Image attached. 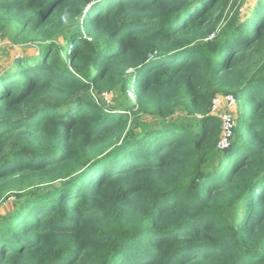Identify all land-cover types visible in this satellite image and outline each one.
Listing matches in <instances>:
<instances>
[{
  "label": "trees",
  "instance_id": "trees-1",
  "mask_svg": "<svg viewBox=\"0 0 264 264\" xmlns=\"http://www.w3.org/2000/svg\"><path fill=\"white\" fill-rule=\"evenodd\" d=\"M246 1L0 0L23 50L0 72V264H264V0Z\"/></svg>",
  "mask_w": 264,
  "mask_h": 264
},
{
  "label": "rangeland",
  "instance_id": "rangeland-1",
  "mask_svg": "<svg viewBox=\"0 0 264 264\" xmlns=\"http://www.w3.org/2000/svg\"><path fill=\"white\" fill-rule=\"evenodd\" d=\"M253 1L255 0H247L245 2L244 7L242 9L243 13H245L248 10L249 4H251ZM22 52H23L22 47L17 46L14 42L9 40L7 34L0 35V72L4 70L11 62H13L15 58L18 57L19 54H21ZM130 97H132V95H130ZM104 100L110 105H114L117 103H122L123 105H126L127 103V98H124L121 94H115V93L105 94ZM224 105H225L224 101L220 104V106L218 104L219 107L217 106L215 110L216 114L222 117L224 116V114L228 113L229 116L233 118L232 116L233 114L230 112V110H226V106L224 107ZM230 136H232V134ZM11 200H14L13 196L11 198H6V201L4 199L2 200V202L0 203V213L3 210H8L13 207L11 204Z\"/></svg>",
  "mask_w": 264,
  "mask_h": 264
},
{
  "label": "built area",
  "instance_id": "built-area-1",
  "mask_svg": "<svg viewBox=\"0 0 264 264\" xmlns=\"http://www.w3.org/2000/svg\"><path fill=\"white\" fill-rule=\"evenodd\" d=\"M223 101L224 102L227 101L228 105H233L236 102V98L233 95H231V94L230 95H226L225 97L217 96L214 99V101H213L212 111L215 112L218 104L220 106V104ZM222 118H223V124H224L225 133H224V136L222 137V139L220 141V145H221V147L226 148L229 145V143H230V138L229 137L233 133L232 132V127L235 125V121H234V119L231 116H229L228 113L224 114V116H222Z\"/></svg>",
  "mask_w": 264,
  "mask_h": 264
}]
</instances>
